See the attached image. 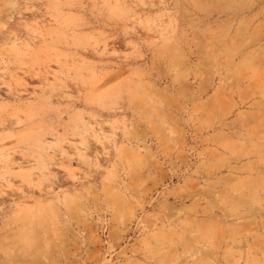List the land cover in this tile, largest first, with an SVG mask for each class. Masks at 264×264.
Here are the masks:
<instances>
[{
	"label": "rangeland",
	"instance_id": "374dc122",
	"mask_svg": "<svg viewBox=\"0 0 264 264\" xmlns=\"http://www.w3.org/2000/svg\"><path fill=\"white\" fill-rule=\"evenodd\" d=\"M0 264H264V0H0Z\"/></svg>",
	"mask_w": 264,
	"mask_h": 264
}]
</instances>
